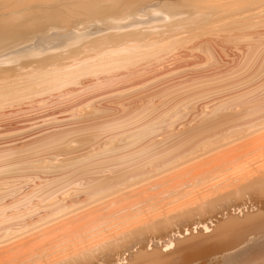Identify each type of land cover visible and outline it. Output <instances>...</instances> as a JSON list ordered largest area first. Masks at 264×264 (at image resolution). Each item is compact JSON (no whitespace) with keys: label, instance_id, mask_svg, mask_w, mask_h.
<instances>
[{"label":"bare ground","instance_id":"bare-ground-1","mask_svg":"<svg viewBox=\"0 0 264 264\" xmlns=\"http://www.w3.org/2000/svg\"><path fill=\"white\" fill-rule=\"evenodd\" d=\"M251 194L224 264L264 256V0H0V264L168 247Z\"/></svg>","mask_w":264,"mask_h":264},{"label":"rangeland","instance_id":"rangeland-1","mask_svg":"<svg viewBox=\"0 0 264 264\" xmlns=\"http://www.w3.org/2000/svg\"><path fill=\"white\" fill-rule=\"evenodd\" d=\"M172 1H174V0H172ZM187 11H194L195 10V8H188V9H186ZM184 51V52H183ZM188 52H191L190 51V49H188ZM188 52H187V55H188ZM200 53V52H199ZM198 53V51H196V54H199ZM180 54V53H179ZM182 54H183V56H181L183 59L185 58V55H186V51L185 50H182ZM200 56H203V55H201V53H200ZM181 57H178L179 59H181ZM191 58V59H190ZM192 58H195V60L196 59H198V57H193V56H191V57H189V60H193ZM178 64V63H177ZM176 64V65H177ZM168 65V64H167ZM183 65H186V64H184L183 63ZM182 64H181V66H180V64H178L177 66H175V64H173V65H171L170 63H169V68H166V67H160V68H158V70H156V71H154V76H155V78L154 79H152L151 81L153 82H150L152 85H155V84H158L159 82H162V81H165V80H170V79H176L177 77L179 78V77H181L182 75H188V74H186V73H184V71H186L187 70V68L189 67H187V66H183ZM174 66V67H173ZM178 67H179V69H178ZM181 67V68H180ZM171 68H173L172 70L175 72H172L170 69ZM176 70H175V69ZM184 68H186V69H184ZM159 69H160V73H159ZM164 69H166V70H164ZM168 69H169V71H168ZM183 69H184V71H183ZM162 70H164L163 72H162ZM179 70V72H177ZM182 72H181V71ZM167 72V73H166ZM169 72V73H168ZM161 74V75H160ZM163 74V75H162ZM180 74V76H177V75H179ZM160 75V76H159ZM177 77H176V76ZM170 76V77H169ZM175 76V77H174ZM164 77V78H163ZM161 78V79H160ZM132 80L133 79H131L130 81L132 82ZM158 81V82H157ZM124 82H126V81H124ZM127 82H129V81H127ZM134 82V81H133ZM132 82V83H133ZM147 83V82H146ZM149 83V84H150ZM128 85L130 84V86H131V83L129 82V83H127ZM143 84H145V82H143V83H141V84H139V85H135V86H131V87H133V88H131L130 86H129V88L127 87V93L129 94L130 93V89H133L132 91H135V90H138V89H140V88H142V86H143ZM162 84V83H161ZM124 85V84H123ZM152 85H149V86H152ZM152 88H155V86L154 87H152ZM152 88L151 89H149L148 91H146L145 93H150V92H152ZM131 91V92H132ZM79 93H77L76 95H78ZM86 94H89V93H86ZM82 95H84V94H80L79 95V97L80 96H82ZM140 95L141 94H137V98L139 99L140 98ZM77 98H78V96H76ZM102 97V96H101ZM100 97V98H101ZM136 97V96H135ZM83 98V97H82ZM99 98V99H100ZM152 98H154V95H153V97ZM76 99V98H75ZM155 99V98H154ZM123 102H125V100H122ZM54 107H56V106H54ZM57 107H58V109H57ZM56 108H55V111H60V113H62L61 111H64L65 109H66V107L65 106H63V110H61L62 108H60V106H57ZM39 110V109H38ZM41 110V109H40ZM57 112V113H58ZM60 113H59V115H60ZM66 113V112H65ZM65 113H63V114H65ZM62 114V115H63ZM253 195H255V196H253ZM260 195H258V194H251L250 196L248 195L247 197H245V199H241V200H233V201H230L229 203L227 202V205L224 203V206L222 205V206H219L220 208L218 209L217 208V210H215V214H213L214 216H213V223H212V225L214 226H211V229H210V233L209 232H206V231H201L202 229H200V228H198L196 231H195V229H193L192 230V232H187V231H184V233H181V231L184 229V227L182 226V227H180L177 231L179 232L180 231V234L178 233V232H176L175 234H174V236H175V238H173V239H171V241H170V243H169V246L168 247H165L164 246V243H165V240L166 239H168V236L166 237L164 234H162V235H160L159 236V234H156V236L155 235H151V238L150 239H148V240H145L144 242H142V243H140V244H138V245H136V247H134L133 249H130V250H128V251H124V253H123V255L121 256V257H119L120 259L119 260H115V258H112V259H107V260H105V262L103 261V262H100V264H129L130 262V264H132V263H136L137 261L139 262V263H136V264H141V262H142V264H144V261H145V264H149V263H153L154 262V264H224V257L226 256V255H229L231 252H234L235 251V249H236V247H233V248H231V249H224L223 247H222V244L223 243H225V242H228V240L229 239H231V237H232V234H225V235H222V236H224V237H222L220 234L218 235V234H215V233H217L218 232V225L219 224H226L227 223V221H229V216H231L230 217V221H232L233 219H234V221H236L237 222V224L239 225V226H242L241 228H248L251 224H252V221L251 220H247V215L248 216H251L250 214H252V215H255V214H257V213H259V212H261V209H259L260 208V200H261V197H259ZM251 197V198H250ZM247 198V199H246ZM238 201V202H237ZM240 201V202H239ZM235 202H237V203H235ZM230 204H232V205H230ZM240 204V205H239ZM245 204V205H244ZM229 205V206H228ZM224 208V209H223ZM233 208V209H232ZM228 209V210H227ZM235 209H236V211H235ZM239 209V210H238ZM258 209H259V211H258ZM241 210V211H240ZM239 211V212H238ZM258 211V212H257ZM256 212V213H255ZM241 213V214H240ZM247 213V214H246ZM221 214H223V215H221ZM238 214V215H237ZM246 214V215H245ZM244 217V219H242V218ZM231 218H233L232 220H231ZM240 218V219H239ZM246 218V219H245ZM226 219H227V221H226ZM235 219H237V220H235ZM239 219V220H238ZM224 220V221H223ZM245 220V221H244ZM248 222H247V221ZM222 222V223H220V222ZM226 221V222H225ZM244 221V222H243ZM223 222H225V223H223ZM236 222H235V224H236ZM242 222H243V224H242ZM216 223L218 224V225H216ZM229 223V222H228ZM247 223V224H246ZM251 223V224H250ZM234 224V225H235ZM236 224V225H237ZM241 224V225H240ZM236 226L238 229H240L239 228V226ZM196 226V224L195 225H193V226H187V228H189L190 227V230H191V228H193V227H195ZM183 228V229H182ZM214 228H216V230L214 229ZM189 230V231H190ZM200 230V231H199ZM216 231V232H215ZM203 232V233H202ZM205 232V233H204ZM188 233V234H187ZM202 235H201V234ZM207 233H208V235H207ZM213 235H212V234ZM211 234V235H210ZM177 235V236H176ZM199 235V236H198ZM202 237H201V236ZM217 235H218V237H217ZM227 235V236H226ZM163 236V237H162ZM189 236V237H188ZM193 236V237H192ZM195 236V237H194ZM204 236V237H203ZM254 236H256L255 234H249L248 236H247V240H248V238H252V237H254ZM162 237V238H161ZM161 238V239H160ZM194 238V239H193ZM197 238V239H196ZM202 238V239H201ZM212 238V239H211ZM228 238V239H227ZM191 239H192V241H191ZM206 239L208 240V241H206ZM211 239V240H210ZM183 242H182V241ZM200 240V241H199ZM218 240V241H217ZM247 240H245V241H247ZM161 241V242H160ZM196 241V242H195ZM177 242V243H176ZM191 242V243H190ZM209 242V243H208ZM179 243V244H178ZM181 244H182V246H181ZM160 245V246H159ZM191 245V246H190ZM148 246V247H147ZM154 246V247H153ZM194 246V247H193ZM153 247V248H152ZM161 247H162V249H161ZM177 247V248H176ZM192 247V248H191ZM241 247V246H240ZM138 248V249H137ZM142 249L143 251L145 250V252L146 253H148L147 255H148V257H149V255H150V252H152L153 251V249H158V250H154V252H157V253H159V254H162V255H165V256H167L168 258L167 259H164L163 261L162 260H156L155 261V259H150V257H151V255L154 253V252H152V254L150 255V257L148 258H146L145 257V260H141V262L139 261V260H137L136 259V257H135V255H136V253L137 252H140V251H142V250H140L139 251V249ZM151 248V249H150ZM167 248V249H166ZM186 248H187V250H186ZM191 248V249H190ZM238 248V247H237ZM159 249H161L160 251H159ZM180 249H182L181 251H179V252H177L178 250H180ZM148 250V251H147ZM172 250V251H171ZM162 251V252H161ZM175 251V252H174ZM134 253V254H133ZM168 253V254H167ZM138 254V256H139V253H137ZM172 254V255H171ZM134 255V256H133ZM137 256V255H136ZM138 256H137V258H138ZM135 257V258H134ZM172 257V258H171ZM127 258V259H126ZM152 258V257H151ZM174 258V259H173ZM133 259H135V260H133ZM264 259V256H261V255H259V254H255V255H253V258H251L250 260H246V261H244L242 264H261V262L260 261H262ZM110 260H112V261H110ZM115 260V263H113V261ZM148 261V263H147V261ZM129 261V262H128ZM132 261H134V262H132ZM136 261V262H135ZM157 261H159V262H157ZM161 261V262H160ZM155 262H157V263H155ZM229 264V263H228Z\"/></svg>","mask_w":264,"mask_h":264}]
</instances>
